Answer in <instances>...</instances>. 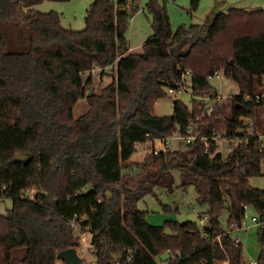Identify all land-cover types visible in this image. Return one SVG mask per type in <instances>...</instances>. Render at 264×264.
<instances>
[{"label": "trees", "instance_id": "trees-1", "mask_svg": "<svg viewBox=\"0 0 264 264\" xmlns=\"http://www.w3.org/2000/svg\"><path fill=\"white\" fill-rule=\"evenodd\" d=\"M43 1L68 0H0V200L11 204L0 214V264H56L59 252L77 249L72 221L90 233L100 264L115 253H128L130 264H157L164 253L167 264H247L230 233L246 208L264 218V190L249 184L264 167V11L228 8L207 25L172 32L166 9L148 0L152 34L131 53L126 1L93 0L82 31L32 9ZM188 1L194 12L201 0ZM110 63L111 82L95 92L103 77L84 74ZM186 72L193 97L217 95L215 73L237 95L216 101L209 115L193 100L189 108L173 100L172 116H155ZM79 100L87 111L74 119ZM193 121L201 127L190 144L130 163L137 144L184 138ZM214 132L241 143L223 158L209 141L205 153L202 139ZM189 187L206 209L198 213L208 218L206 237L192 222L152 227L137 209L142 195ZM30 188L32 201L22 197ZM256 236V263L264 264V229Z\"/></svg>", "mask_w": 264, "mask_h": 264}, {"label": "rangeland", "instance_id": "rangeland-1", "mask_svg": "<svg viewBox=\"0 0 264 264\" xmlns=\"http://www.w3.org/2000/svg\"><path fill=\"white\" fill-rule=\"evenodd\" d=\"M117 3L120 0H111ZM127 2L129 12V25L126 32L128 46L131 53H140L145 40L152 34L151 15L146 9L148 0H124ZM159 5L166 9L169 17L171 30L176 32L179 28H189L192 25H207L212 16L220 11L225 14L228 8H237L247 12L254 10L264 11V0H201L194 12L189 10L188 0H155ZM93 0H68L65 2L43 1L32 9L39 13L54 12L60 16L62 28L72 31H82L85 27L84 17L86 10ZM133 9V12H132ZM213 18V17H212ZM220 74V73H219ZM113 74H108L100 80L95 81V92L106 87L110 82ZM188 82V80H187ZM209 85L215 90L218 96L229 98L237 95L236 87L229 81L225 80L220 74L209 79ZM173 100L179 101L188 108L192 104V95L188 88L178 92L174 97L168 95L157 101L153 108V114L157 117H169L173 115ZM85 100H79L73 108V117L78 119L87 111ZM169 148L179 150L184 147L182 139L177 135L169 138ZM149 146L140 147L135 150L130 158V163L140 164L149 152ZM217 152L225 158L231 153L224 143L217 142ZM262 175L249 179L252 188L264 190V167ZM177 179V176H176ZM10 200H0V214H5L10 209ZM137 209L145 212L146 222L152 227H164L166 222L185 223L192 222L198 224V213H204L206 209L197 205L195 193L192 188L185 190H175L172 194H161L157 198L149 194L142 195L138 200ZM255 214L251 208L245 211L244 222L250 227L230 233L233 239H239L242 247V253L245 262L256 261L260 248L257 242V228L252 224L251 218ZM227 216L223 214L220 218L222 228L226 226ZM89 235L84 236L86 242ZM157 264H167L156 259Z\"/></svg>", "mask_w": 264, "mask_h": 264}, {"label": "built area", "instance_id": "built-area-1", "mask_svg": "<svg viewBox=\"0 0 264 264\" xmlns=\"http://www.w3.org/2000/svg\"><path fill=\"white\" fill-rule=\"evenodd\" d=\"M116 63H110L107 64L103 67H94L90 71L86 72L84 74V78H98L100 76L104 77L107 76L108 74H112L113 70L115 69ZM216 76L217 78L220 77L219 73H215L212 77ZM190 77V73L186 72L182 75L181 81L179 83L175 84V89H167V94L168 95H173V97L178 93L182 92L185 88H187V80ZM169 86V85H168ZM262 98L264 99V94L262 95ZM224 97L215 95L214 97L210 95L206 96H192L193 102H195L200 108L202 109L206 115H209L213 109V106L216 101L218 100H223ZM259 98L257 97V100ZM201 127L198 125L196 122H191L188 126V135L185 136L182 139V142L184 144H190L192 140L195 139L196 134H193L194 130L196 128ZM180 137H178L179 139ZM209 141H215L217 142H222L225 144V146L228 149H231V152L233 151V148L237 147L241 143V139H233L231 137H224L221 133H212L210 138H203L202 139V145L205 148V153L208 152L209 149ZM145 144H137L135 146V150L139 149L140 147H144ZM169 138L162 139V140H157L152 142V144L148 147L149 148V153H152L153 155H157L160 152H166L169 148ZM171 150V149H170ZM5 188L2 187L1 191H4ZM36 195V189L35 188H30L26 192L22 194V197L28 200H34ZM247 209V208H246ZM245 209V211H246ZM199 222H198V228L199 230L203 233L205 230V227L208 226V218L205 215H200L198 216ZM252 224L257 228V229H264V218L261 219L257 217L256 215L251 218ZM70 227L74 228L76 230V233L78 235V246L77 249H74L78 258L80 259L82 264H100L99 259H98V252L91 242V235L89 232L81 231L79 228V225L75 223V221L70 222ZM249 229L245 222L244 218L240 220V222H234L231 226V229L233 231H238L241 229ZM89 235L88 240L85 242L84 241V236ZM203 236L206 237V235L203 233ZM216 242L220 241V237H216L215 239ZM235 243H239V239H234ZM131 263V257L127 253L126 257L124 258L121 253H115L111 256L108 262H105V264H130ZM56 264H64L62 261L57 260ZM216 264H229L228 260H221L218 261ZM247 264H257L256 261H248Z\"/></svg>", "mask_w": 264, "mask_h": 264}, {"label": "water", "instance_id": "water-1", "mask_svg": "<svg viewBox=\"0 0 264 264\" xmlns=\"http://www.w3.org/2000/svg\"><path fill=\"white\" fill-rule=\"evenodd\" d=\"M93 92V88L90 89L87 96L89 97ZM25 159V156L17 155L15 157V160L20 162ZM170 258L168 253H164L159 257V260L162 262L168 261ZM56 259L62 261L64 264H82L80 259L78 258L76 252L74 249H66L61 252H59L56 255Z\"/></svg>", "mask_w": 264, "mask_h": 264}, {"label": "crops", "instance_id": "crops-1", "mask_svg": "<svg viewBox=\"0 0 264 264\" xmlns=\"http://www.w3.org/2000/svg\"><path fill=\"white\" fill-rule=\"evenodd\" d=\"M219 12H220V11H218L217 13H219ZM217 13H216V14H217ZM216 14H214V16H215ZM214 16H212V17L214 18ZM212 17H211V19H210L209 21H212V19H213ZM130 52H133V51L130 50ZM239 243H240V242H239Z\"/></svg>", "mask_w": 264, "mask_h": 264}]
</instances>
